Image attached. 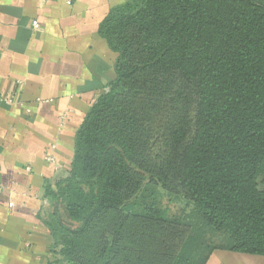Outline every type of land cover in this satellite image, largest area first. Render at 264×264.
Instances as JSON below:
<instances>
[{"label":"trees","instance_id":"obj_1","mask_svg":"<svg viewBox=\"0 0 264 264\" xmlns=\"http://www.w3.org/2000/svg\"><path fill=\"white\" fill-rule=\"evenodd\" d=\"M98 33L115 77L46 188L67 218L47 222L48 264L264 256V0H128ZM161 191L190 212L168 214Z\"/></svg>","mask_w":264,"mask_h":264},{"label":"crops","instance_id":"obj_2","mask_svg":"<svg viewBox=\"0 0 264 264\" xmlns=\"http://www.w3.org/2000/svg\"><path fill=\"white\" fill-rule=\"evenodd\" d=\"M128 0H0V264L57 259L47 226L70 170L75 133L115 77L116 53L98 33ZM38 28L32 27V21ZM205 264H264L216 249Z\"/></svg>","mask_w":264,"mask_h":264},{"label":"rangeland","instance_id":"obj_3","mask_svg":"<svg viewBox=\"0 0 264 264\" xmlns=\"http://www.w3.org/2000/svg\"><path fill=\"white\" fill-rule=\"evenodd\" d=\"M160 205L161 207L167 210L168 214H174V213L182 214V213L190 212V208L185 206L184 203L180 199L170 196L168 194H165L164 192L161 193ZM57 208L59 209L60 218L63 219L64 221H67L65 213L63 211V206L60 204V205H57ZM205 239L206 241L212 242L214 244H219L221 242L219 235L215 233H207L205 235Z\"/></svg>","mask_w":264,"mask_h":264},{"label":"built area","instance_id":"obj_4","mask_svg":"<svg viewBox=\"0 0 264 264\" xmlns=\"http://www.w3.org/2000/svg\"><path fill=\"white\" fill-rule=\"evenodd\" d=\"M32 27L38 28V23L35 20L32 21ZM0 99L7 104H10L12 102V99L8 96L0 95Z\"/></svg>","mask_w":264,"mask_h":264}]
</instances>
